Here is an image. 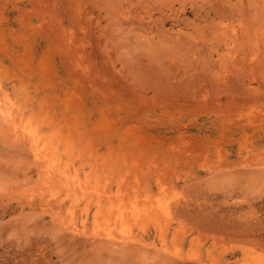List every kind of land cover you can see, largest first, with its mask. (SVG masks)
<instances>
[{
  "label": "rangeland",
  "instance_id": "obj_1",
  "mask_svg": "<svg viewBox=\"0 0 264 264\" xmlns=\"http://www.w3.org/2000/svg\"><path fill=\"white\" fill-rule=\"evenodd\" d=\"M0 264H264V0H0Z\"/></svg>",
  "mask_w": 264,
  "mask_h": 264
},
{
  "label": "bare ground",
  "instance_id": "obj_2",
  "mask_svg": "<svg viewBox=\"0 0 264 264\" xmlns=\"http://www.w3.org/2000/svg\"><path fill=\"white\" fill-rule=\"evenodd\" d=\"M4 95V94H3ZM33 150V149H32ZM36 157H37V155H35ZM40 157V156H39ZM40 160H41V158H40ZM154 226H155V224H154Z\"/></svg>",
  "mask_w": 264,
  "mask_h": 264
}]
</instances>
